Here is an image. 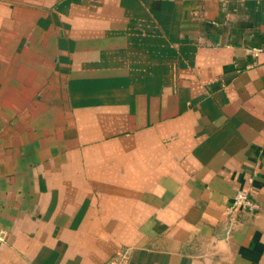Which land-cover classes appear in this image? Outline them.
<instances>
[{
  "label": "crops",
  "instance_id": "0c3cea01",
  "mask_svg": "<svg viewBox=\"0 0 264 264\" xmlns=\"http://www.w3.org/2000/svg\"><path fill=\"white\" fill-rule=\"evenodd\" d=\"M0 264H264V0H0Z\"/></svg>",
  "mask_w": 264,
  "mask_h": 264
},
{
  "label": "built area",
  "instance_id": "2783aa9c",
  "mask_svg": "<svg viewBox=\"0 0 264 264\" xmlns=\"http://www.w3.org/2000/svg\"><path fill=\"white\" fill-rule=\"evenodd\" d=\"M260 49H254L252 51V56L256 57L260 53ZM252 67V65H249ZM258 210L257 203L250 197L247 190H239L233 196L230 205L225 210V216L231 222L233 216L239 212L244 211L248 213H254Z\"/></svg>",
  "mask_w": 264,
  "mask_h": 264
}]
</instances>
